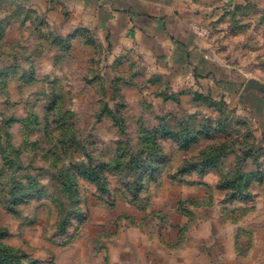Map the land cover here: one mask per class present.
<instances>
[{
	"label": "rangeland",
	"instance_id": "rangeland-1",
	"mask_svg": "<svg viewBox=\"0 0 264 264\" xmlns=\"http://www.w3.org/2000/svg\"><path fill=\"white\" fill-rule=\"evenodd\" d=\"M76 1L0 0V259L264 264V0H139L171 44ZM12 174L73 194L20 203Z\"/></svg>",
	"mask_w": 264,
	"mask_h": 264
},
{
	"label": "crops",
	"instance_id": "crops-1",
	"mask_svg": "<svg viewBox=\"0 0 264 264\" xmlns=\"http://www.w3.org/2000/svg\"><path fill=\"white\" fill-rule=\"evenodd\" d=\"M65 1V3L69 6H71L74 10H79V6L73 4V3H78V1L76 0H63ZM88 0L84 1V3H82V11L86 10V12L90 11L91 9H96V8H101V6H99V3L97 1L96 2H90V3H85ZM111 1L112 3H110L109 6V12H108V16H111L112 19V24H113V28H114V32L116 35V38L118 40L117 43L115 44H135V42L137 44H146L147 42L152 41L153 44H171V39H164V27L162 26V23L158 20L157 21V26L161 24V28L163 31L159 32L157 30H149L147 31V36L145 34H143L142 31H134L132 32L133 29V21H137V17H139L138 15H141L139 13V11L136 9V5H138V1L139 0H108ZM126 2V3H125ZM75 5V7H73ZM93 10V11H94ZM107 10V9H104ZM139 13V14H138ZM107 15V14H106ZM144 16V15H142ZM126 18L127 22H129L130 24L128 25V27H125L124 25L120 26L118 25V19L121 18ZM145 17V16H144ZM149 19H152L153 17H155L154 15L152 16H148ZM151 17V18H150ZM146 33V31H145ZM134 36V38H132L131 36ZM168 35V34H167ZM141 37H144V41L142 42L140 39ZM169 37V36H168ZM136 40V41H135ZM146 40H149L147 42H145ZM192 40L194 41L192 44H200V40L196 39L195 37L192 38ZM178 42L183 43V44H190V42L188 41H181L179 40ZM151 44V42L149 43ZM177 44V43H176Z\"/></svg>",
	"mask_w": 264,
	"mask_h": 264
},
{
	"label": "trees",
	"instance_id": "trees-1",
	"mask_svg": "<svg viewBox=\"0 0 264 264\" xmlns=\"http://www.w3.org/2000/svg\"><path fill=\"white\" fill-rule=\"evenodd\" d=\"M55 112V109L53 108V110L50 112L51 116L54 114ZM50 117V116H49ZM70 127V126H69ZM6 154H1V157L2 159L4 160L5 164L6 165H10V164H13V162L11 160H9L7 157H5ZM261 175H262V178L264 179V172H261ZM13 174L10 175L9 178L6 177V185H14L12 187H7L8 188V196L10 197H13L15 195H18V199L20 201V203L22 202H26L27 200L31 199V198H34V197H41L42 195H52L54 197V195L56 196H62V193L65 192L66 194H70L72 195L73 194V191H72V185L70 184L69 180L66 181V180H62L60 181V186L63 188L60 187V189H57V190H53L51 192V190L48 188L47 185H45V182L44 181H40L39 177L38 176H35L33 178H31L29 181H27L25 183V185H21V184H18L15 186V182L13 180ZM69 177V176H67ZM56 182H58V180H56ZM23 183V182H21ZM5 185V186H6ZM6 190L3 189L1 194H3L4 197H6ZM53 193V194H52ZM250 195H247L246 197H242L243 199H249ZM55 198V197H54ZM6 199V198H5ZM17 199V198H16ZM12 200V199H9V200H6V205H7V210L9 212H14L15 211V208L12 206H16L17 204H15L18 199L16 200ZM56 199V198H55ZM0 260H6L7 263L9 264H13V263H18L19 262V258H13V256H10L8 258H4V259H0Z\"/></svg>",
	"mask_w": 264,
	"mask_h": 264
},
{
	"label": "water",
	"instance_id": "water-1",
	"mask_svg": "<svg viewBox=\"0 0 264 264\" xmlns=\"http://www.w3.org/2000/svg\"><path fill=\"white\" fill-rule=\"evenodd\" d=\"M263 89L264 85L255 80H250L245 86L246 91H262Z\"/></svg>",
	"mask_w": 264,
	"mask_h": 264
}]
</instances>
